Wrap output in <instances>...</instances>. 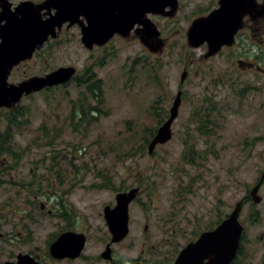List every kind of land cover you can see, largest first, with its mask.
<instances>
[{"label":"rangeland","instance_id":"rangeland-1","mask_svg":"<svg viewBox=\"0 0 264 264\" xmlns=\"http://www.w3.org/2000/svg\"><path fill=\"white\" fill-rule=\"evenodd\" d=\"M182 1L187 5L183 11L177 8L181 12L195 10L206 15L211 5V0ZM164 10L176 12V7L142 18L158 30L155 43L146 42L144 24L137 22L134 40L120 41L117 51H88L72 42L70 50L56 47L33 53L8 69L2 85L8 90L41 80L61 68H71L75 75L86 71L85 80L94 72L90 78H101L103 87L97 97H92L88 84L70 82L73 74L62 84L45 85L24 92L17 99L11 96L0 101V211L4 214L0 216L1 229L10 230L12 224L17 229L15 223L21 229L23 221L35 226L31 221L34 216L17 210L19 205L38 206L41 200L51 204L65 202L83 214L86 209L115 203L116 189L135 183V187L140 184L145 191L141 193L140 207H132L134 220L141 214L143 221V208L152 235H159L166 212L179 225L192 220L216 222L258 181L261 174L257 173L256 157L262 156L264 162V111L259 113L251 97L241 100L242 88L232 80L227 85H212L216 72H210L207 60V55L213 53L208 52L210 44L205 40L194 46L201 34L190 41L194 22L213 12L204 17L160 15ZM192 17L198 18L193 21ZM192 21L187 34L180 36L177 28ZM185 64H192L191 74L183 84L185 100L181 115L172 125L173 138L149 154L152 130L157 129L163 116L158 109L171 106ZM207 91L215 94L214 106ZM81 101L88 103V116L97 112L96 119L81 118ZM210 108L215 110L209 127L211 137L191 121L193 111L204 110L207 114ZM92 109L97 111L91 112ZM12 113L15 116L9 119ZM211 140L215 145L213 155L206 152ZM3 147H10L12 152H2ZM50 174L54 186L50 185ZM224 175L226 179L219 180ZM35 177L41 179V185L26 187L25 183ZM184 186L189 189L185 188V195L176 200L175 194ZM39 189H44V193ZM260 194L263 201L244 205L240 216L245 221L260 222L248 223L250 237L259 247V253L251 260L253 264L264 252V184ZM186 229L190 230L189 226ZM137 234L132 230V235Z\"/></svg>","mask_w":264,"mask_h":264},{"label":"flooded vegetation","instance_id":"flooded-vegetation-1","mask_svg":"<svg viewBox=\"0 0 264 264\" xmlns=\"http://www.w3.org/2000/svg\"><path fill=\"white\" fill-rule=\"evenodd\" d=\"M133 1L134 0H0V44L6 40L9 33L13 32L14 29L20 28L22 24V15H36L41 21L48 22V20L50 21L54 18L55 22H53V31L47 35L41 45L38 44L34 55L39 52L53 50L56 47H59L60 50H70L72 42L78 43V48L87 49L88 51H117L122 45L119 44L120 41L130 43L134 40L136 37L134 33L136 32L135 27L133 26L131 30L117 31L112 34L111 38L109 37L110 39L105 43L94 44L92 47H88L82 40V29L89 24L88 18L85 15H91V13L85 12L88 10L86 6L88 4L96 15H115V13L116 15H120V13H122V15H128V13L126 14L125 12V8H129V5H131ZM181 1H176L175 4L167 5L164 8L171 9L176 7V12L174 10H164L163 14L160 15H203L199 17H204L210 12L214 14L221 5V0H211V7L208 6V12L204 15L195 10L191 12L178 11L177 8L183 11L187 5L184 1ZM254 2L255 8L249 12H246L245 8L243 11V6H241L242 2L236 6L230 3L227 5L231 13V15L228 16H230L231 19L228 20V18H225L226 15H223V19H220L221 22H219V24H223L228 30L234 29V34L229 42L223 43L219 48H215L216 46L209 42L210 47H208V52L212 50L213 53L207 55V60L210 61V72H216V76L211 79L212 85H218L219 83L227 85L228 82L230 84L229 80H232L242 88L240 91L241 100L246 101L251 97L257 104L258 111H260L259 113H261L262 110L264 111V0H254ZM159 13L160 12L153 11L141 15L154 16L159 15ZM56 15L79 16L76 17V20L74 18H68L62 21L60 18L56 17ZM197 18L198 17H192L193 21ZM63 19L65 18L63 17ZM193 21L189 22V24H182V26L177 28L180 36L187 34ZM154 23L157 26V23ZM159 26L162 28V25ZM125 32L127 33L123 35ZM191 65L192 64H185L183 66V72L187 73V77L191 74ZM91 76H94V72L89 73V79L85 80L86 71L81 74L77 73L70 82L76 80V77H78V79L80 78L79 83L88 84L87 87H90L93 80L100 81L101 90L99 92L101 93L103 87L102 79L97 77L91 79ZM185 81L181 82L180 78L181 85L177 90L182 91V100L178 115L174 122H176L181 115L182 105L184 104L186 90L183 84ZM97 92L92 90L88 91L89 95L92 97H97ZM208 94L212 95L210 99L214 106L215 94L214 92H208ZM84 96L87 97L85 93ZM174 98L169 109L168 107L158 109L163 116L159 119L157 129L151 136L149 143L156 135L161 125L169 118ZM208 110L207 114L204 110L200 112L197 110L193 111L191 114V121L199 125V131L205 132L206 135L211 137L210 133L212 129H209V127L214 119L213 111L215 110L211 108ZM85 111H87V109ZM95 111H97V109L91 110V112ZM96 113L97 112L90 114V118H88L89 121L91 119H96ZM81 118L84 121L87 119L84 117V114L81 115ZM258 140V142H261L262 138L260 139L258 137ZM158 146H161V144H158L156 149ZM214 146V141L211 140L208 142L206 146L207 154L210 153L213 155L215 153ZM256 163L257 165L259 164L257 166V173L260 172V177H262L264 174L262 156L256 157ZM49 176L50 185H56L55 181L51 179V174ZM221 179H226V175H224L223 178H219V180ZM34 184L39 187V185H41V179L35 177L30 183H25V186L27 187ZM134 185L135 183L121 189H116L114 196L115 203L100 205L98 209H86L83 214H80L77 209L65 202L51 204L50 202H43L41 200L38 206L36 204L17 206V210L22 211L23 214L34 216L31 217V221L35 223V226L31 227L27 221H23L21 229H18V223H15L17 229H14L13 224L10 230H3L0 227V264H177V260L182 251L189 244L197 242L202 233L215 230L230 216L233 210L232 207L228 205V212L225 214L224 218L216 222L192 220L190 222H185V225H179L173 215L169 217V213L166 212V214L162 216V225L158 230L159 235H152L150 224L146 221L147 218H145L143 208L140 210L144 218L143 221H140L141 214L138 216V220H134V210L132 207H134V205L140 207L138 203L142 201L141 193L143 194L145 191L144 188L138 184L136 187L139 188V192L128 205L126 234L119 238L117 231L112 232L106 218L105 210L107 208L114 209L117 206V194L130 191L132 188H135ZM188 187H191V185ZM188 187L184 186L179 189V192L175 194L177 197L176 200H180L181 196L185 195L187 192L185 188L189 189ZM40 191L44 193V189ZM249 192L250 190L236 201L235 205L240 200L243 201V206L248 203L250 204L252 202V197L249 195ZM144 205L147 206L146 204ZM88 212H93V214H89ZM3 215L4 214L0 211V216ZM44 216L51 217L52 219L44 221L41 219V217ZM19 221H22V218H19ZM239 222L243 229L235 253L231 258L229 256L227 260L216 263L214 258L222 255L223 252L228 251L230 255L231 245L224 244L221 246L222 248H220V245L212 243L209 244V251L206 254L197 252L193 254L194 257L192 260V257L189 259L187 258L188 260L183 264H253L251 260L259 253V247L257 246V242L250 237L252 231L248 223L255 224L260 222L245 221L241 218ZM186 226H189L190 230H187ZM132 230H136L138 234L135 236L132 235ZM61 236L65 237L59 242ZM262 244H264V241ZM20 258H25V260L19 263ZM247 259L250 261H247ZM255 264H264V252Z\"/></svg>","mask_w":264,"mask_h":264},{"label":"water","instance_id":"water-1","mask_svg":"<svg viewBox=\"0 0 264 264\" xmlns=\"http://www.w3.org/2000/svg\"><path fill=\"white\" fill-rule=\"evenodd\" d=\"M243 2L246 12L252 11L255 8L254 0H241ZM88 2V1H87ZM233 0H225L221 3L220 7L205 19H199L194 22V26L191 29L189 37L190 41L198 35H202L199 41L194 42V46L201 45L205 40L211 42L219 48L223 43L229 42L234 34V29L228 30L223 24H219L220 19L230 18L231 13L228 10L227 5L235 3ZM176 0H134L129 8H125L126 14L128 15H96L87 4L88 9L85 12L91 13V15H85L88 18V26L82 29V40L86 46L91 47L95 43L102 44L105 40L112 36L117 31L131 30L135 23L143 22L142 18L148 12L158 11L164 9L167 5H173ZM92 7V6H91ZM83 10V9H82ZM81 11V10H80ZM140 14V15H137ZM79 15H56L60 20H66L68 18H74ZM63 17L65 19H63ZM227 21V19H226ZM225 21V22H226ZM55 22L54 18L48 22L41 21L36 15H22V24L19 29H14L13 32L9 33L6 40L0 44V101H7V98L13 96L14 99L19 98L24 92H30L32 90H39L45 85L53 86L62 84L68 81L74 74L73 69L61 68L47 77L41 80H32L30 84L17 87L15 90H8L2 85L6 82V75L8 69L15 63H18L25 58L31 56L36 50L38 44H42L46 39L47 35L53 31ZM230 23V22H229ZM144 30L143 36L148 44L155 43L157 40L154 38L159 34L156 27L149 22H143ZM150 40V41H147ZM196 44V45H195ZM214 50V49H213ZM73 70V71H72ZM187 77V73L181 74V82H184ZM13 91V92H11ZM16 93H15V92ZM182 91H178L173 105L170 109L169 118L161 125L156 135L148 145V151L150 154L154 152L155 147L158 144H165L172 138V124L178 115V111L181 105ZM264 181V174L258 183L251 189L250 194L254 203L258 204L262 202L263 198L259 194L260 187ZM139 192V188H132L128 192H121L117 194V206L114 209L107 208L105 210L106 218L109 226L113 231L118 232L119 238L124 236L127 231V210L129 203L136 197ZM243 201H239L230 216L226 218L215 230L204 232L193 244H189L181 253L177 264H183L186 260L193 259L195 253H207L209 250V244L214 243L215 245L221 246L231 245L230 255L228 251L223 252L222 255L214 258L216 263L223 262L230 258L235 253L238 245L241 231L243 229L239 222V216L242 211ZM65 236H61L59 242ZM228 237V238H227ZM229 239V240H228ZM213 246V245H212ZM189 254V255H188ZM188 255V256H187ZM188 258V259H187ZM19 259V263L24 261Z\"/></svg>","mask_w":264,"mask_h":264},{"label":"trees","instance_id":"trees-1","mask_svg":"<svg viewBox=\"0 0 264 264\" xmlns=\"http://www.w3.org/2000/svg\"><path fill=\"white\" fill-rule=\"evenodd\" d=\"M91 79H93V78H91ZM74 81H76V82H80V78L78 79V77H76V80H74ZM92 88V89H91ZM88 89L89 90H92V91H100L101 89H100V81H97V80H93V83H92V85L90 86V87H88ZM85 98H87L86 96H84ZM81 103V111H82V113L84 114V117H86L87 119L88 118H90L88 115L86 116V112H85V108H86V106H87V104L88 103H85V101H81L80 102ZM95 108V107H94ZM12 116H15V113H12V114H9L8 115V118L10 119ZM92 120V119H91ZM155 133V130H152V135ZM151 135V136H152ZM8 148H10V147H8ZM8 148H6V149H4V147L1 149V151L3 152V151H9V152H12L11 150H8Z\"/></svg>","mask_w":264,"mask_h":264}]
</instances>
